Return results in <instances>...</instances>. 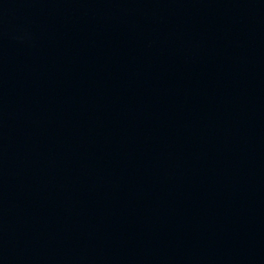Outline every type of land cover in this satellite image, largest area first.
Segmentation results:
<instances>
[{"label": "water", "instance_id": "1", "mask_svg": "<svg viewBox=\"0 0 264 264\" xmlns=\"http://www.w3.org/2000/svg\"><path fill=\"white\" fill-rule=\"evenodd\" d=\"M0 264H264V0H0Z\"/></svg>", "mask_w": 264, "mask_h": 264}]
</instances>
